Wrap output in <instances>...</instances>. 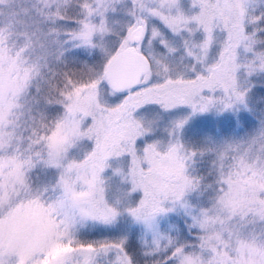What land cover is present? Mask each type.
<instances>
[{
  "label": "snow or ice",
  "instance_id": "obj_1",
  "mask_svg": "<svg viewBox=\"0 0 264 264\" xmlns=\"http://www.w3.org/2000/svg\"><path fill=\"white\" fill-rule=\"evenodd\" d=\"M0 264H264V0H0Z\"/></svg>",
  "mask_w": 264,
  "mask_h": 264
}]
</instances>
